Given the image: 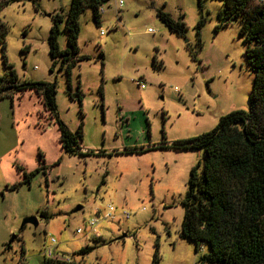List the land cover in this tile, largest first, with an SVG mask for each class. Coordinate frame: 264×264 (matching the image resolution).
<instances>
[{
    "label": "rangeland",
    "instance_id": "374dc122",
    "mask_svg": "<svg viewBox=\"0 0 264 264\" xmlns=\"http://www.w3.org/2000/svg\"><path fill=\"white\" fill-rule=\"evenodd\" d=\"M71 1L0 0V77L12 69L18 84L56 83L60 121L74 134L83 124L79 147L92 154L63 151L57 121L36 92L13 96L23 100L19 125L11 98H3L10 112L1 113L0 143L18 134L26 141L8 157L10 166L17 174L45 165L49 173L5 191L13 181L3 183L0 169V264H42L52 237L51 260L70 264H153L156 256L157 264H199L209 246L196 251L180 230L191 170L204 149L178 147L220 118L250 110L254 75L239 24L220 26L222 0H111L100 8L99 27L92 9L79 17L69 85L62 61L53 67L48 37L52 16H66ZM159 11L184 22L185 34L160 21ZM60 30L64 50L65 22ZM110 205L113 217L105 218ZM28 217L39 225L21 228ZM95 217L99 237L87 230Z\"/></svg>",
    "mask_w": 264,
    "mask_h": 264
},
{
    "label": "trees",
    "instance_id": "16d2710c",
    "mask_svg": "<svg viewBox=\"0 0 264 264\" xmlns=\"http://www.w3.org/2000/svg\"><path fill=\"white\" fill-rule=\"evenodd\" d=\"M111 0H72L66 16H52L53 26L49 32V54L54 61H62L70 85L72 68L77 65L74 55L78 49L81 33L79 17L87 10L94 12V21L101 24L100 8ZM219 12L220 26L237 22L240 35L246 44V56L254 75L250 97V110L234 111L219 119L217 126L206 134L181 145L178 149L203 148V160L191 170L188 192L184 198L185 214L180 230L181 238L194 242L196 251L207 245L199 264H264V0H222ZM158 18L179 35L186 32V25L176 21L171 14L159 11ZM206 21H200L199 31ZM65 22L68 48L62 50L58 41L60 25ZM4 32L0 42L5 45ZM5 62L8 63L6 56ZM14 70L0 77V100L25 91L36 92L46 112L55 118L59 126L63 151L70 155L87 156L79 141L83 140V124L74 134L60 121L56 102V83L27 82L18 84ZM70 94L73 93L70 89ZM75 95V94H74ZM81 100V93L75 97ZM163 148V147H158ZM155 148V149H158ZM142 153V152H140ZM34 172L23 171V179L6 190H17L30 185ZM3 192L0 193V196ZM85 248L82 252H89ZM156 256L153 264H157ZM42 264H70L46 259Z\"/></svg>",
    "mask_w": 264,
    "mask_h": 264
},
{
    "label": "crops",
    "instance_id": "0c3cea01",
    "mask_svg": "<svg viewBox=\"0 0 264 264\" xmlns=\"http://www.w3.org/2000/svg\"><path fill=\"white\" fill-rule=\"evenodd\" d=\"M22 99L20 101V103H17V100L15 98L12 99L11 104L13 107V113L14 116L12 118V122L14 123V125H19V119L22 115L21 110V106H22ZM44 107V106H43ZM40 110L42 111V108H40ZM45 110V108H44ZM43 110V111H44ZM5 112H10L9 109V104L7 101H3V99L0 100V128L3 126V122H1V118H2V114ZM46 112V110H45ZM59 142H60V135H59ZM24 144H26V141L22 138V136H20L18 134L17 138L14 141H10V140H2L0 143V169H1V173L4 175V179H3V183H5L6 185H10L9 182L13 181V185L16 183H19L20 181H22L23 179V171H19L17 172V174L14 171V166H10V161H8V157L13 155V153H16L19 151V149H23ZM13 162V160H11ZM45 166V165H44ZM47 167V166H46ZM31 169L27 170L24 168V171L26 173H31L30 172ZM16 174L13 178H11V176L9 177V175H11L10 173ZM49 170L46 168L45 169V174H48ZM5 191H9V190H5ZM53 256H55L54 254V250H53Z\"/></svg>",
    "mask_w": 264,
    "mask_h": 264
},
{
    "label": "built area",
    "instance_id": "2783aa9c",
    "mask_svg": "<svg viewBox=\"0 0 264 264\" xmlns=\"http://www.w3.org/2000/svg\"><path fill=\"white\" fill-rule=\"evenodd\" d=\"M122 4V1L120 2V5ZM149 32H154V31H152L151 29L149 30ZM113 211H115V208L112 206V205H110L109 206V209H108V211H107V213L104 215V217L105 218H112L113 216H112V213H113ZM123 216L126 218V219H128L129 217H130V214L128 213V212H123ZM99 219L100 218H97V217H95V218H92L89 222H88V227H87V230L89 231V233H91V234H94L96 237H99V234L96 232V227H97V225H98V223H99ZM83 230L82 229H78L77 230V233L78 234H83ZM56 240H55V238L54 237H52L51 238V245L50 246H48L47 248H46V250H45V255L48 257V259H53L54 258V256H53V245L54 244H56Z\"/></svg>",
    "mask_w": 264,
    "mask_h": 264
},
{
    "label": "water",
    "instance_id": "95a60500",
    "mask_svg": "<svg viewBox=\"0 0 264 264\" xmlns=\"http://www.w3.org/2000/svg\"><path fill=\"white\" fill-rule=\"evenodd\" d=\"M79 210H82V207H78L76 210H74V212H77ZM28 224H32L34 227H37V225H39V222L36 217H28L23 220L21 228Z\"/></svg>",
    "mask_w": 264,
    "mask_h": 264
}]
</instances>
